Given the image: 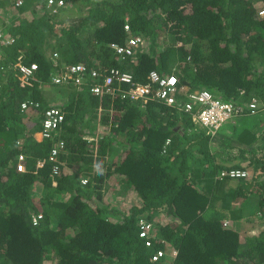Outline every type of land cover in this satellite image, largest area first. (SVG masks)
<instances>
[{
    "label": "trees",
    "instance_id": "16d2710c",
    "mask_svg": "<svg viewBox=\"0 0 264 264\" xmlns=\"http://www.w3.org/2000/svg\"><path fill=\"white\" fill-rule=\"evenodd\" d=\"M16 1L0 0V30L14 39L0 54V264H151L160 248L157 264H264V0ZM138 35L147 48L120 61L111 44ZM21 63L38 65L32 80L16 73ZM77 64L87 67L82 84L51 83ZM112 69L141 82L175 74L180 87L244 110L257 99L261 111L207 135L162 101L123 100L119 84L94 94L104 79L91 72ZM54 106L65 116L59 135L38 142ZM238 169L250 175L220 176ZM114 176L118 194L132 190L141 206L106 203ZM142 218L152 248L139 237ZM253 223L263 231L241 234Z\"/></svg>",
    "mask_w": 264,
    "mask_h": 264
},
{
    "label": "built area",
    "instance_id": "2783aa9c",
    "mask_svg": "<svg viewBox=\"0 0 264 264\" xmlns=\"http://www.w3.org/2000/svg\"><path fill=\"white\" fill-rule=\"evenodd\" d=\"M24 5V0H17L15 6L21 7ZM63 1L56 2L55 0H49V8L62 7ZM264 15V11L260 12V16ZM126 31H131L129 25L125 26ZM14 39L6 35L0 30V54L2 48L5 46H12ZM148 46L146 41L141 36H132L127 40L124 45L119 43L111 44V48L119 60L126 61L133 58L138 49ZM57 56V55H56ZM68 71L62 74L52 73V84L59 85L65 81H73L80 85L83 82L84 73L87 71V67L83 64H77L67 68ZM38 70V65L33 63L30 65L21 63L16 67V73L20 78L28 82L32 80ZM0 71V78L5 77L4 73ZM97 70L91 72L92 78L103 77L104 84L95 85L93 93L100 95L104 88L114 87L115 84L123 86L122 89H118L121 98L125 101L133 102L136 104H147L152 101H162L169 107H174L179 111L189 115L194 125L200 126L199 130L206 132L207 135L215 136L221 128L230 120L240 117L242 115L254 116L259 112V101L252 99L244 110V107H240L231 102H224L215 97L211 92L206 89L202 90H190L188 87H180L179 80L175 75H161L157 71H151L148 75L146 82L136 81L129 73L121 72L119 69L110 70L108 75H103ZM3 81L0 84V89L6 88V84ZM182 97V98H181ZM182 100V102H179ZM28 103H23L22 109H27ZM65 120L64 114L57 107H50L44 114L43 125V138H49L53 133L60 129L62 123ZM170 144V140H167L166 145ZM65 147L64 142H60L52 153L50 160L54 163L58 161V155L60 151ZM20 160L23 161L24 157L21 156ZM18 170L23 172L25 170L24 164L18 165ZM54 171L57 174L59 172V166L55 165ZM221 177H230L232 179H242L248 176V173L243 170H231L225 171ZM87 180H84L85 184ZM43 218L42 214H38L33 218L34 225H37ZM140 237L146 240L147 247H151L153 243L150 240L151 232L153 231V224L147 222L144 219L139 221ZM167 253L164 250H159L151 258V263L154 264L166 257ZM173 255H177V252H173Z\"/></svg>",
    "mask_w": 264,
    "mask_h": 264
},
{
    "label": "rangeland",
    "instance_id": "374dc122",
    "mask_svg": "<svg viewBox=\"0 0 264 264\" xmlns=\"http://www.w3.org/2000/svg\"><path fill=\"white\" fill-rule=\"evenodd\" d=\"M264 17V15L262 16ZM236 123L237 119L230 120V122L226 123V126H231V123ZM235 121V122H234ZM193 130H199L200 126L194 125ZM224 126V127H226ZM121 191L120 182L117 176H114L112 179L108 180V190L104 193V198L106 203L108 202L111 205H117L121 208V210L125 211L126 213L130 211V209L133 206H141L142 202L139 198H137L136 193H134L132 190L129 191L125 196H120L118 193ZM243 227V228H242ZM242 232L243 235H258L260 232L263 231V228L260 227L258 224H243L242 226ZM45 264H55L54 262L51 263H45Z\"/></svg>",
    "mask_w": 264,
    "mask_h": 264
},
{
    "label": "clouds",
    "instance_id": "9594fccd",
    "mask_svg": "<svg viewBox=\"0 0 264 264\" xmlns=\"http://www.w3.org/2000/svg\"><path fill=\"white\" fill-rule=\"evenodd\" d=\"M147 48V47H146ZM121 61V60H120ZM124 62V61H123ZM130 74V73H129ZM132 75V74H131ZM173 75H175V74H173ZM133 76V75H132ZM176 76V75H175ZM177 77V76H176ZM134 78V77H133ZM178 78V77H177ZM135 79V78H134ZM136 80V79H135ZM179 80V79H178ZM137 81V80H136ZM180 84V83H179ZM136 104V103H135ZM61 110V109H60ZM261 110L259 109V112H260ZM62 112V111H61ZM258 112V113H259ZM63 113V112H62ZM257 113V114H258ZM256 114V115H257ZM236 118H238V117H236ZM232 120H235V119H232ZM63 124V123H62ZM61 127H62V125H61ZM61 127H60V129H61ZM224 127V126H223ZM60 129L59 130H57L55 133H53L52 135H51V137H49V138H43L42 137V132H43V125H42V130L40 131V132H38V133H36L35 135H34V138L36 139V136H39L40 135V137H41V140L40 141H38L37 139V141L38 142H41V141H43V140H51V138H53V137H55V136H57V135H59V131H60ZM60 142H63V141H58L57 143H56V146L55 147H58V145L60 144ZM54 150V149H53ZM52 150V151H53ZM52 153V152H51ZM25 167V166H24ZM19 171V170H18ZM25 171V170H24ZM19 172H21V171H19ZM248 173V176L250 175V173L249 172H247ZM243 179V178H242ZM236 180H239V179H236ZM84 181V180H83ZM87 183V182H86ZM85 183V184H86ZM84 184V183H83ZM38 214H42V213H35V214H33V217H32V219L35 217V216H37ZM43 215V214H42ZM143 219V218H142ZM141 220V219H140ZM139 220V221H140ZM145 220V219H144ZM41 221V220H40ZM39 221V222H40ZM139 221H138V228H139ZM147 222H149V221H147ZM149 223H151V222H149ZM33 224H34V220H33ZM152 224V223H151ZM34 226H36V225H34ZM139 237H140V229H139ZM141 238V237H140ZM143 241H144V243H145V245H146V240L145 239H143V238H141ZM150 240H151V242L153 243V245L151 246V247H147V245H146V247L147 248H152V247H154L155 246V232L154 231H152L151 232V237H150ZM161 245V244H160ZM159 250H164V249H162V248H160V249H157L155 252H154V254L155 253H157V251H159ZM166 253H167V250H164ZM173 252H174V250H172V255H173ZM153 254V255H154ZM152 255V256H153ZM152 256H151V258H152ZM167 256V255H166ZM173 256H175V255H173ZM151 258H150V261H151ZM163 259V258H162ZM157 263H159V261L158 262H156V263H154V264H157ZM152 264V263H151Z\"/></svg>",
    "mask_w": 264,
    "mask_h": 264
},
{
    "label": "crops",
    "instance_id": "0c3cea01",
    "mask_svg": "<svg viewBox=\"0 0 264 264\" xmlns=\"http://www.w3.org/2000/svg\"><path fill=\"white\" fill-rule=\"evenodd\" d=\"M234 122H235V121H234ZM36 139H37L38 141H40V140H41L40 135H39V136H36Z\"/></svg>",
    "mask_w": 264,
    "mask_h": 264
}]
</instances>
